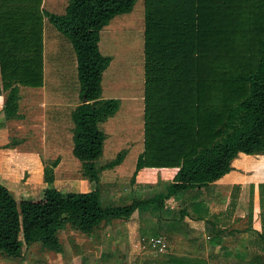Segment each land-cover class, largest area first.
Here are the masks:
<instances>
[{
	"label": "trees",
	"instance_id": "16d2710c",
	"mask_svg": "<svg viewBox=\"0 0 264 264\" xmlns=\"http://www.w3.org/2000/svg\"><path fill=\"white\" fill-rule=\"evenodd\" d=\"M136 1L68 0L58 14L41 8L42 0H0L4 118L20 117L19 86L43 85L46 17L75 54L80 103L70 114L72 154L80 161L82 178L95 184L89 191L57 189L53 169L58 160L44 166L47 186L41 198L18 201L0 184L1 255L20 258L32 244L60 253L58 235L67 226L89 235L115 219L129 220L135 210L159 211L174 194L200 189L231 171L240 152L264 154V0H143V151L131 181L145 167L177 171L153 196L123 205L103 204L100 173L119 165L127 150L97 164L106 138L100 124L120 106L118 98L102 97V75L113 59L99 49L100 31L116 15L131 12ZM239 189L238 184L232 187L228 207L220 214H211L201 201L191 206L195 218L209 225L211 246L221 244ZM216 220L222 228H216ZM246 221L254 245L263 251L264 182L249 185ZM168 258L174 264L189 260ZM252 261L264 264V254L255 252Z\"/></svg>",
	"mask_w": 264,
	"mask_h": 264
},
{
	"label": "rangeland",
	"instance_id": "374dc122",
	"mask_svg": "<svg viewBox=\"0 0 264 264\" xmlns=\"http://www.w3.org/2000/svg\"><path fill=\"white\" fill-rule=\"evenodd\" d=\"M67 3L68 0H42L41 8L61 14ZM43 23V85L37 88L19 86V119L8 120L0 113V148L8 151L7 159L11 167L7 170L6 177L9 178L8 185L18 201L24 197L43 196L44 188L42 189L40 181L26 190L30 184L27 181L30 174L28 172L37 173L41 168L43 171L45 165H50L55 160H58V164L53 169V186L57 189L77 192L95 187L94 183L83 181L80 161L72 154L73 124L70 114L80 103L75 55L68 39L46 17ZM144 28V2L137 0L131 12L116 15L100 31L99 49L102 54L113 59L102 75V97L120 100L118 111L101 123L100 127L108 137L122 138L115 139L111 150H104L97 159L98 165L113 159L129 144L139 142L141 150L143 149ZM137 155L138 148H131L124 163L115 168L118 171L116 178L109 173L112 169L101 172L98 187L104 205L113 203L108 196L107 181H115L121 190V197L116 198L115 203L124 202L122 195L132 186L130 176ZM256 174L264 178L263 169L257 170ZM165 188L166 185L160 181L152 193L150 190L146 192V196H153ZM108 225L95 229L96 232L89 235L67 226L58 235L62 245L60 253L49 251L40 244H32L20 258L0 254V264H164L168 259L166 251L159 252L151 246H145L144 249L137 246V239L132 243L125 239H111L105 232ZM246 240L247 237L240 241V249L234 255L224 252L222 248L221 260L228 262L232 257L230 261L235 259L244 261V264H255L252 261L253 254H264V250L259 251L254 244L249 247ZM230 243L228 241L225 244ZM234 251L233 249L232 253Z\"/></svg>",
	"mask_w": 264,
	"mask_h": 264
},
{
	"label": "crops",
	"instance_id": "0c3cea01",
	"mask_svg": "<svg viewBox=\"0 0 264 264\" xmlns=\"http://www.w3.org/2000/svg\"><path fill=\"white\" fill-rule=\"evenodd\" d=\"M5 96L6 92L2 91L0 93V113L2 114L3 112L1 111V108L4 103ZM116 138L121 139L122 137L114 136L110 138L106 134L103 152L105 149L111 150V148L115 144ZM133 147L138 148V155L143 151V149L141 150V143L138 142L135 145L129 144L127 147H125V149L127 150L125 157ZM7 155H9L8 151L0 148V184L6 186L11 190L10 186L8 185L10 182L9 178L6 177L8 172L7 170L9 169V167H11V163L7 159ZM263 157L264 154L249 155L240 152L232 161L233 169L224 174L219 179L210 182L200 189L190 188L185 192H178L174 194L172 197L165 200L164 207L159 213L157 211L151 210H135L129 220L115 219L111 222V225H108V227L105 229V232L111 239H125V241H127L128 243H132L133 241L135 242V240L137 239L139 241L137 246H141V248L143 249L144 247L142 246V242L140 239L149 236H160L165 240L166 253H168L169 256H177L180 258L185 257L187 258V260L189 259L187 262H184V264H234L235 262H237L235 264H244L242 263L244 261H235V259L230 261L232 257L228 260V262L225 260H221V249L224 248V252L227 251L230 254L234 255L240 249V241H242V239L246 237V241L247 243H249V247L254 244L253 241L255 239V235L251 234L252 231L249 232L250 230H247L246 225L249 201V185L251 183L257 184L264 182V178H260V176L256 174L257 170H264ZM124 160L125 158L119 165H116L113 168H109L112 169L111 172H109L111 173V176L113 175L114 178H116L115 176L116 174H118V171L115 168L120 167L124 163ZM176 171L177 168L145 167L140 169L137 172L135 179L131 181L132 186L130 188L128 187L129 190L125 192V195H122L124 199L123 203L127 204L133 199H145L147 197L146 192L150 190L152 193L153 188L157 185L158 179L165 186L168 183L172 182ZM28 173L30 174L27 181L30 184L26 190H30L31 188H33L36 182L39 181L40 184H42V189L46 188L47 184L43 181L42 168L39 169V172L37 173H32L31 171H29ZM131 177L132 175L130 176V180ZM83 181L87 180L83 179ZM37 184L40 186L39 183ZM106 184L108 196L113 202L111 203V205H123V203H115V199L121 197V190H119L120 188L118 187V185H116L115 181H107ZM235 184L240 185V189L233 215L225 219L229 226H227V230L222 234V238L220 239L221 244H215L214 246H211L209 241L211 237H213V233L208 230L209 225L207 226L204 220L195 218V213L191 211V206L195 201H201L207 205L211 214H220L227 209L230 200V193L232 187ZM150 196L151 195H149V197ZM182 214L185 215L182 216ZM253 224L255 228H258L257 221H255ZM218 227H223L221 226L220 220H216V228L218 229ZM231 229L232 231H234V233H232V235H228L227 231H231ZM95 232L96 230H94L92 233ZM228 241H231V243L225 244ZM245 245L246 243L244 244V247ZM233 249L235 250L234 253H232ZM164 264L174 263H172V260L168 258L166 259Z\"/></svg>",
	"mask_w": 264,
	"mask_h": 264
},
{
	"label": "built area",
	"instance_id": "2783aa9c",
	"mask_svg": "<svg viewBox=\"0 0 264 264\" xmlns=\"http://www.w3.org/2000/svg\"><path fill=\"white\" fill-rule=\"evenodd\" d=\"M143 247L151 246L152 248H156L159 252L166 251V243L162 237H143L141 239Z\"/></svg>",
	"mask_w": 264,
	"mask_h": 264
}]
</instances>
